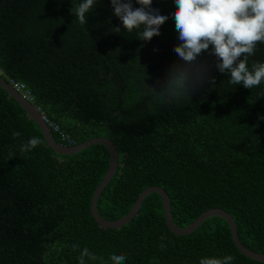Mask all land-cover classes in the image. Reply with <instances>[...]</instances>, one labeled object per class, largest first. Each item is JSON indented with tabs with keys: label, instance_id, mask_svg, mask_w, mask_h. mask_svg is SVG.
Returning <instances> with one entry per match:
<instances>
[{
	"label": "trees",
	"instance_id": "obj_1",
	"mask_svg": "<svg viewBox=\"0 0 264 264\" xmlns=\"http://www.w3.org/2000/svg\"><path fill=\"white\" fill-rule=\"evenodd\" d=\"M73 3L0 0V74L25 83L75 144L96 136L114 142L118 167L97 199L101 217H123L144 188L159 186L176 226L222 208L241 243L264 254V81L252 89L229 84L211 45L183 61L174 51L181 43L174 0H152L168 19L150 41L123 28L111 0H98L85 25L75 22ZM254 62H264V43L249 57L250 70ZM34 136L42 143L21 153ZM109 157L101 143L56 152L0 85V264H79L85 247L96 256L85 264H112V253L124 254V264H199L226 255L232 264H264L238 249L219 215L191 233L171 231L155 191L124 225H99L90 205Z\"/></svg>",
	"mask_w": 264,
	"mask_h": 264
},
{
	"label": "clouds",
	"instance_id": "obj_2",
	"mask_svg": "<svg viewBox=\"0 0 264 264\" xmlns=\"http://www.w3.org/2000/svg\"><path fill=\"white\" fill-rule=\"evenodd\" d=\"M98 0H81L79 5L73 3L72 14L81 25L87 23L89 13ZM140 5L133 8L132 0H111L114 15L128 32L140 29L138 36L150 41L160 35V26L168 19L159 10L152 9V0H136ZM175 28L181 43L174 48L175 53L185 62H192L202 51L212 46V54L218 59L217 68L221 73L228 70L231 85L242 84L252 89L264 81V62H254L251 70L248 67L249 57L255 54L257 43H264V0H174ZM141 26H143L141 28ZM120 32V28H115ZM243 55V59L240 57ZM19 137V132H13ZM42 143L39 137H31L20 146L21 153H27ZM164 239V237H161ZM73 249L79 248L74 244ZM163 247V245H161ZM85 257L95 260L96 256L84 248L78 257L79 264H85ZM101 259H103L101 257ZM112 264H124V254L112 253L109 257ZM234 257H205L199 264H232Z\"/></svg>",
	"mask_w": 264,
	"mask_h": 264
},
{
	"label": "water",
	"instance_id": "obj_3",
	"mask_svg": "<svg viewBox=\"0 0 264 264\" xmlns=\"http://www.w3.org/2000/svg\"><path fill=\"white\" fill-rule=\"evenodd\" d=\"M77 6L79 5V0H76ZM0 85L3 87L7 92H9L10 95H12L26 110V112L33 118V120L38 124L41 132L43 133L46 142L48 145L53 148L56 152L61 153V154H74L76 152H79L83 150L84 148L96 144V143H101L104 144L108 150H109V165L107 168V171L99 184L97 185L94 194L91 199V213L94 217V219L99 223V225L103 227H108V228H117L128 221L132 219V217L137 213L143 199L151 192H157L162 200L163 204V210H164V216L166 220V224L168 228L173 231L176 234H188L194 231L198 225L206 218H208L211 215H219L223 217L229 225L230 231H231V236L232 239L235 243V245L238 247V249L247 257H250L251 259L257 260V261H262L264 262V254L261 253H256L245 247L237 233L236 229V224L234 221V218L230 213L225 211L222 208H210L208 210H205L202 212L192 223H190L186 227H178L176 226L170 215V199L168 194L165 192V190L159 186H148L142 190V192L139 194L138 198L136 199L135 203L131 207V209L126 213L123 217L117 219V220H106L101 215L98 213L97 209V199L105 187V185L110 181V179L113 177L117 167H118V161H119V153L116 145L114 142L109 139L108 137L104 136H96V137H91L87 139L84 142L77 143L74 145H64L60 142H57L51 134L50 129L48 128L47 124L43 121L41 118V115L39 111L36 109V107L29 102L19 91H17L1 74H0Z\"/></svg>",
	"mask_w": 264,
	"mask_h": 264
},
{
	"label": "built area",
	"instance_id": "obj_4",
	"mask_svg": "<svg viewBox=\"0 0 264 264\" xmlns=\"http://www.w3.org/2000/svg\"><path fill=\"white\" fill-rule=\"evenodd\" d=\"M8 82L17 90L19 91L29 102H31L36 109L39 111L41 118L47 124L50 131L55 132L60 141L64 145H74L75 141L71 134L66 131L59 123L52 120L42 109L39 105L35 103L34 97L23 82L15 81L13 78H10Z\"/></svg>",
	"mask_w": 264,
	"mask_h": 264
}]
</instances>
